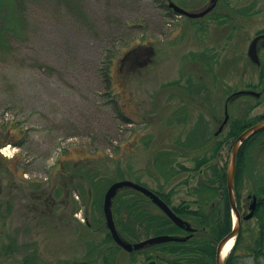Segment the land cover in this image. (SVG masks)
Segmentation results:
<instances>
[{"label": "rangeland", "instance_id": "obj_1", "mask_svg": "<svg viewBox=\"0 0 264 264\" xmlns=\"http://www.w3.org/2000/svg\"><path fill=\"white\" fill-rule=\"evenodd\" d=\"M169 1L28 0L24 39L0 53V142L7 141L0 147V264H23L25 254L35 264L88 257L103 264L89 251L104 240L108 188L88 194L81 173L65 177L66 168L86 167L103 178L121 166L124 179L169 192L172 207L185 201L196 208L191 191L207 177L195 158L212 156L218 147L213 162L228 166L235 138L227 137L230 124L217 135V120L224 119L234 91L264 88L247 56L264 29V0H218L212 13L195 19L176 14ZM171 1L195 12L212 3ZM247 6L251 17L234 30ZM263 113L264 94L228 105L230 122ZM197 127L207 136L193 149L195 136L187 140ZM161 151L176 152L174 166L190 170L165 181L157 164ZM247 159L240 198L246 214V196L264 180V134ZM87 223L101 227L92 233ZM9 242L16 253L3 251ZM113 255L114 264L144 261H131L122 249Z\"/></svg>", "mask_w": 264, "mask_h": 264}, {"label": "trees", "instance_id": "obj_2", "mask_svg": "<svg viewBox=\"0 0 264 264\" xmlns=\"http://www.w3.org/2000/svg\"><path fill=\"white\" fill-rule=\"evenodd\" d=\"M27 4L28 0H0V53L11 52L15 44L24 39L29 25ZM250 8L251 6H247V8H241L239 11L248 15ZM105 70V75L108 76L107 69ZM263 119L264 113L250 119L242 118L232 122L229 121L230 129L227 137L236 138L243 130ZM126 121L129 122L128 120ZM190 134L187 141L190 142L191 136H195L197 141V146L191 148L194 149L204 145L205 142L202 140H205L207 131L197 127L194 129L193 134L192 132ZM260 134H264V130L246 140L237 156L235 190L239 199L242 193L241 172L243 162L245 159L248 160L249 150ZM199 135H202L201 138ZM6 143L7 141H1L0 147ZM180 143L184 144V142ZM217 151L218 147L213 149L212 156L204 155L202 158H195V168L198 169L200 176L205 175L207 177L200 178L191 191V194L196 196L194 202L198 206L192 208L185 201L173 206V210L179 216L191 222L196 229L195 232L186 241H169L155 244L153 250L157 252L158 256L150 257L156 259V264H159V262L164 264H216L217 243L232 228L231 206L227 187V167H221L217 162H213ZM175 154L176 152L165 151L158 153L160 155V160L157 162L158 170L166 178L165 181H168L170 176L175 175L178 171L190 170L189 167L183 164H178L179 170L174 166L176 160L171 156ZM80 169L66 168L63 176L68 177L70 175L71 178H74L76 175L78 176V173H81L80 177L83 180L81 181V189H86L88 194L94 192L96 195H103L114 181L126 178V172L121 166H118L111 175L103 178L98 177L93 169H86V167ZM248 170L252 169L248 168ZM262 173L263 168L260 171V175ZM255 192L259 197V202L254 218L243 223L242 229L236 237L234 247L225 260V264H264V180L255 189ZM250 193L253 192L250 191ZM83 194L81 192L82 196ZM158 194L167 203H171L169 192L166 194L158 192ZM215 198H218V205L215 204ZM93 202L97 203L98 201L93 200ZM49 203L52 205L53 201ZM113 211L120 234L126 236L129 240L140 239L142 236L182 235L188 233L153 204L149 197L133 188L125 187L119 190L113 201ZM124 229L128 231V235L124 232ZM12 247L13 242H9L3 248V251L7 254L16 253V248L14 250ZM119 249L121 248L115 244L108 230L107 251L109 253H107V264H114L108 258H113L114 251ZM109 254L113 256H109ZM34 261L32 256L25 254L23 264H35Z\"/></svg>", "mask_w": 264, "mask_h": 264}, {"label": "water", "instance_id": "obj_3", "mask_svg": "<svg viewBox=\"0 0 264 264\" xmlns=\"http://www.w3.org/2000/svg\"><path fill=\"white\" fill-rule=\"evenodd\" d=\"M169 7L173 9V11L178 14V15H185L191 18H197V17H202L206 15L209 11L212 10L215 4H211L209 7L198 11V12H191L183 7L179 6L173 1H169L168 3ZM260 38L256 37L250 44L249 49H248V54L249 56L255 60H257V40ZM240 93H248V94H253V91H240L237 92V94ZM227 113V111H226ZM228 113L226 114V118L223 122V125L227 122L228 120ZM223 125L219 128V131L223 129ZM264 129V120L248 127L245 129L243 132H241L237 138L235 139L232 147V152L230 155V160L227 166V185H228V195H229V200L232 208V212L235 215L236 220L234 221V225L232 227V230L226 234L217 244L216 248V264H225V257L222 256V252L224 249V246L231 240L235 239L236 236L239 234L241 228H242V219L249 220L251 219L256 211L257 204H258V198L254 194H249L248 197H252V202L249 206L250 211L242 217L238 207H237V200H236V194H235V189H234V182H235V175H236V170H237V156L239 154V151L243 144L245 143L246 140H248L250 137H252L254 134L257 132L261 131ZM124 187H130L134 188L144 195L148 196L152 202L157 205L176 225L179 227L187 230V231H195V228L192 226V224L180 217L156 192H154L152 189L137 183L131 179H122V180H117L113 182L107 189L105 196H104V203H103V210H104V215L106 219V224L107 227L109 228L111 235L115 242L123 247L126 250L132 251L134 249H141L145 247L146 245H155V244H160L164 242H169V241H185L190 237V235L183 237V236H175V235H169V234H164V235H156V236H151L147 239H144L139 242L131 243L126 241L118 232V229L116 227L115 223V218H114V213H113V199L119 192L121 188ZM71 264H97V263H91V262H85V261H77L73 262ZM147 264H154V262H149Z\"/></svg>", "mask_w": 264, "mask_h": 264}, {"label": "flooded vegetation", "instance_id": "obj_4", "mask_svg": "<svg viewBox=\"0 0 264 264\" xmlns=\"http://www.w3.org/2000/svg\"><path fill=\"white\" fill-rule=\"evenodd\" d=\"M211 4H215L214 7L212 8L211 11H209L206 15L202 16V17H205L207 15H209L210 13H212L214 11V9L216 8V6L218 5V0H212V3ZM210 4V5H211ZM209 5V6H210ZM207 6V7H209ZM205 7V8H207ZM204 8V9H205ZM251 17V15H240L238 17L235 18V20L233 21V25L232 27L237 29V28H240L242 27L243 25H241L240 23L243 22V21H246L248 20L249 18ZM260 38L257 40V62L255 60H253L248 52H247V56H248V60H249V63H251L256 69H258L260 71V74H259V83L258 85L264 83V74H262V72H264V29H261L259 32L256 33V35L252 38L251 42L256 38V37H259ZM250 42V44H251ZM249 49V48H248ZM234 63H237L239 64V59L237 61H235ZM236 64V65H237ZM190 86V85H189ZM192 86V85H191ZM263 87V86H262ZM255 85H251L250 88L248 89H241V90H236L234 91L232 94L229 95V97L227 98L226 100V103H225V117L224 119H220V120H217L219 122V128L223 125V122L226 118V111L228 109V105L230 104V102L236 98V97H240L242 95H246L248 93H240V94H237V92H240V91H253L254 93L253 94H250V95H253L255 97H262L263 94H264V88H261V90H255ZM229 120H230V117H228V120L227 122L223 125V129L221 131H219L218 129V132H223L225 130V128L228 126L229 124ZM218 132H215L216 134H218ZM236 197H237V205H238V209L241 213L242 216H244L246 214V212H244V210H242L243 208V204L242 202H240V199L238 198L237 194H236ZM258 198V202H259V197L257 196ZM252 202V197L249 198V197H246V207L248 208V211L250 210L249 209V206ZM258 205V204H257ZM172 207V206H171ZM86 226L89 228V230L93 231L92 233L96 232L97 229H99L98 227L101 225H96V224H90V223H87ZM104 227L106 228L104 231H105V235H104V240H100L99 242H96V246L93 247V249L91 251H89V255H93L94 253L96 254H99L103 260V264H107V224H104ZM97 228V229H96ZM119 230V229H118ZM124 232L128 235V231L124 229ZM120 233V232H119ZM189 233L187 234H182V236H187ZM126 241L128 242H131V243H135V242H139L141 240H144L146 238H140V239H136V240H129L128 238H126V236L120 234ZM153 247L154 245H146L145 247L141 248V249H134L132 251H129V250H126L124 249L123 247H121V249L123 251H125L131 258V261H137V259L142 256L144 257V261L141 263V264H147L149 262H154V264L157 263L156 259L155 258H151V257H156L158 256L157 252L155 250H153ZM151 256V257H150ZM150 257V258H149ZM85 262H91V263H97V264H101L99 262H97L93 257H88L86 258L85 260H83Z\"/></svg>", "mask_w": 264, "mask_h": 264}, {"label": "bare ground", "instance_id": "obj_5", "mask_svg": "<svg viewBox=\"0 0 264 264\" xmlns=\"http://www.w3.org/2000/svg\"><path fill=\"white\" fill-rule=\"evenodd\" d=\"M234 244V239H231L225 246L222 252V256L225 257L232 249Z\"/></svg>", "mask_w": 264, "mask_h": 264}]
</instances>
